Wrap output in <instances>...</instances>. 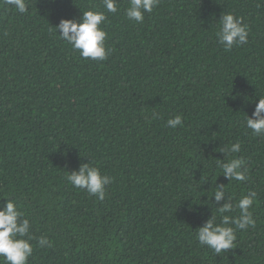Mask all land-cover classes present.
Here are the masks:
<instances>
[{"label":"trees","instance_id":"obj_1","mask_svg":"<svg viewBox=\"0 0 264 264\" xmlns=\"http://www.w3.org/2000/svg\"><path fill=\"white\" fill-rule=\"evenodd\" d=\"M27 4L0 0V206L15 200L30 221L27 264H264V136L245 127L264 97V0H160L141 23L119 0L104 61L55 28L103 0ZM223 12L250 29L231 51L216 36ZM234 142L244 181L217 167ZM88 162L113 178L103 201L67 181ZM216 184L233 204L257 193L256 225L220 254L196 238L213 212L219 222Z\"/></svg>","mask_w":264,"mask_h":264},{"label":"clouds","instance_id":"obj_2","mask_svg":"<svg viewBox=\"0 0 264 264\" xmlns=\"http://www.w3.org/2000/svg\"><path fill=\"white\" fill-rule=\"evenodd\" d=\"M3 2L18 13L28 12L27 0H3ZM159 3L160 0H129L125 15L128 20L141 23L145 19V14L153 12ZM103 6L106 11L89 9L83 11L80 19L65 18L55 26L59 39L71 45L82 58L104 61L112 51L106 45L108 33L102 25L108 19L107 13L115 14L119 11V0H103ZM218 25L216 36L225 51H231L233 47L248 42L250 29L242 18L231 12H223ZM153 118H156V114H153ZM183 123L182 115L178 114L168 119L167 126L175 129L178 126L182 127ZM245 127L250 129L254 136H264V97H259L254 112L251 116L247 115ZM240 150L241 144L234 142L220 151L225 154L226 159L218 160L217 167L221 175L229 181L247 179L245 162L233 155ZM112 180L111 176L102 173L99 167L91 165L90 162L81 164L78 170L71 171L67 175V181L71 186L86 191L100 201L105 199L106 186L111 184ZM226 192L225 185L216 184L213 203L218 205L219 222L217 214L213 212L196 231L200 245L209 247L216 254L234 248L238 229L244 230L256 225L251 208L256 201L257 193L250 191L243 194L233 204V198L229 195L226 198ZM221 201H224L223 204H220ZM237 210L238 216L230 215ZM34 239L30 221L25 217V213L15 200L7 199V203L0 206V264H27L34 251L32 243ZM38 244L40 247L52 246L46 236L40 237Z\"/></svg>","mask_w":264,"mask_h":264}]
</instances>
